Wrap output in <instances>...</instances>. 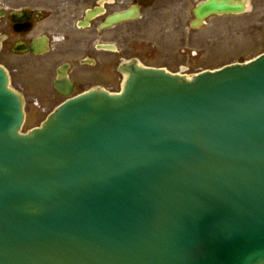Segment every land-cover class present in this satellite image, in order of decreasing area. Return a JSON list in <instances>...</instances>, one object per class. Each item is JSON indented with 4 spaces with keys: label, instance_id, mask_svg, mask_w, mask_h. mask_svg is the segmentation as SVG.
<instances>
[{
    "label": "water",
    "instance_id": "1",
    "mask_svg": "<svg viewBox=\"0 0 264 264\" xmlns=\"http://www.w3.org/2000/svg\"><path fill=\"white\" fill-rule=\"evenodd\" d=\"M246 10L208 0L193 26ZM121 72L119 93L22 133L0 65V264H264V54L190 77Z\"/></svg>",
    "mask_w": 264,
    "mask_h": 264
},
{
    "label": "flooded vegetation",
    "instance_id": "2",
    "mask_svg": "<svg viewBox=\"0 0 264 264\" xmlns=\"http://www.w3.org/2000/svg\"><path fill=\"white\" fill-rule=\"evenodd\" d=\"M204 1L207 0L196 4L191 0H12L11 6L0 3V25L6 29L0 32L4 37L0 64L9 71L13 87L23 93L28 111L25 91L14 80L23 74L22 59L42 61L38 69L42 80L28 73L20 81L33 97L43 101V106H35L47 111V115L65 100L89 90H120L124 80L120 67L133 60L146 67L191 75L197 56L191 39L204 28L193 27V12ZM127 13L135 18L124 19ZM5 54L12 55L11 68Z\"/></svg>",
    "mask_w": 264,
    "mask_h": 264
},
{
    "label": "rangeland",
    "instance_id": "3",
    "mask_svg": "<svg viewBox=\"0 0 264 264\" xmlns=\"http://www.w3.org/2000/svg\"><path fill=\"white\" fill-rule=\"evenodd\" d=\"M191 1L196 4L201 0ZM11 2L12 0H0V3L6 6H11ZM248 3V10L245 14L212 18L204 28L196 31L194 38L191 39V44L197 54L194 74L204 70L219 69L232 63L248 62L264 53V0H249ZM5 30L3 24L0 25V32ZM175 35L178 36V33ZM11 59L12 55L5 54L8 64L6 65L9 68H11ZM50 60L48 59L49 62ZM22 62L23 74L20 78L15 77L14 81L20 83L29 100L26 122L23 127V133H25L39 126L48 112L36 108L37 104L43 106V101L38 97H33V93L20 81L26 79L28 73L42 80L43 77L38 70L42 61L38 63L35 59L27 57L22 59Z\"/></svg>",
    "mask_w": 264,
    "mask_h": 264
}]
</instances>
